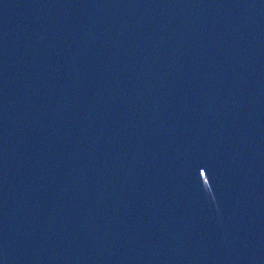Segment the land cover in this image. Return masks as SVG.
I'll return each mask as SVG.
<instances>
[{"label": "water", "instance_id": "obj_1", "mask_svg": "<svg viewBox=\"0 0 264 264\" xmlns=\"http://www.w3.org/2000/svg\"><path fill=\"white\" fill-rule=\"evenodd\" d=\"M0 264H264V0H0Z\"/></svg>", "mask_w": 264, "mask_h": 264}]
</instances>
